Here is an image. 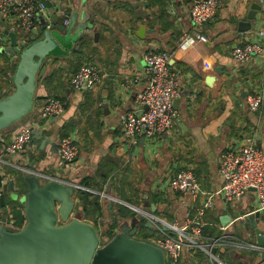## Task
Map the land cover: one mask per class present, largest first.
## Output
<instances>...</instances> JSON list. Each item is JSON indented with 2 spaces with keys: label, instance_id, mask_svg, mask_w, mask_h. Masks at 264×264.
I'll return each mask as SVG.
<instances>
[{
  "label": "crops",
  "instance_id": "crops-1",
  "mask_svg": "<svg viewBox=\"0 0 264 264\" xmlns=\"http://www.w3.org/2000/svg\"><path fill=\"white\" fill-rule=\"evenodd\" d=\"M67 1L69 7L63 8L65 12L79 13L83 10L81 0ZM46 4L49 11L43 18L50 16V21L57 16V20L63 24L66 17L60 13L62 7L53 6L52 0ZM255 4L264 8V0H221L216 19L201 28H195L191 20L190 0H88L86 12L95 19L96 31L100 33L98 41H95L93 31H86L82 48L77 47L69 56L47 65L44 78L39 79L37 84L36 109L25 120H35L39 109L50 96L65 98L69 104L65 115L45 123L33 146L28 147L38 156L40 147L45 142L44 159L37 165V170L81 185L88 180L93 186L90 188L93 192L107 193L110 190L108 194L117 201L112 202V207H109L110 202L101 203L108 206L101 221L107 219L108 222L111 219L110 224L112 220L126 217L115 206L121 205L130 209L123 205L127 204L139 208L138 204L148 200L157 207L158 212L160 206L153 201V194L158 193L165 198L172 196L168 193L166 182L163 181L160 186L155 187V174L162 165L178 169L201 168L205 175L202 177L205 181L200 183L202 190L211 193L219 189L222 183L219 157L226 149L254 137L258 147L264 152V107L259 113H251L239 105L252 92L254 86L264 87V56H257L246 66H238L231 55L233 48L249 37L250 32H239L241 22H253L251 31L264 28L263 12V20H248V14ZM140 26H145L146 29L143 40L136 36ZM7 27L12 29L15 25L7 23ZM2 32L0 27V38ZM195 32L207 37L208 42L199 43L188 50L175 49L180 36ZM4 42L6 46L9 39ZM151 47L171 53V66L180 73L182 82L177 99L180 120L169 137L157 139L159 148L155 154L154 149L147 150V141L141 143L143 148L138 153L129 148L122 138L123 130L119 120L120 114L137 108L136 99L149 83L150 76L144 56ZM94 52L103 68L104 78L90 92H75L68 77L80 65L75 62L76 57L78 54L83 55L86 58L85 63H93L90 59L93 57L89 54ZM3 56L2 59L8 60L10 66L17 61L8 54ZM216 67H221L223 73L217 74L214 71ZM53 73L56 76L50 84L46 82V78ZM209 78H213L210 83L207 82ZM89 93L90 103H100L95 104L90 113H83L79 106L86 102L85 95ZM98 107H101V117H95L92 122L84 125L86 118H93L89 116L93 115L92 112L98 113ZM71 120L80 123L71 132L78 135L80 154L76 162L68 165V170L63 172L57 169V143L64 124ZM22 125L0 133V153L4 149L5 139L10 134L12 139ZM83 129L86 134H83ZM100 167L103 168L101 173L98 171ZM107 173L125 178L126 181L120 180L119 188L127 196L141 189L139 202L129 203L123 200L110 182L111 178L104 183ZM97 185H101L102 190L94 188ZM137 198L134 197L135 200ZM166 200L168 205V199ZM161 205L163 211H166V205ZM254 206L255 195L251 193L242 202L234 205L217 200L212 212L221 217L235 219V214H245ZM170 217L174 220V213ZM83 220L94 225L91 219L83 216ZM221 227L225 226L221 224ZM229 229L232 230V226ZM184 256L185 252L183 258ZM195 264L199 262L196 261Z\"/></svg>",
  "mask_w": 264,
  "mask_h": 264
},
{
  "label": "built area",
  "instance_id": "built-area-1",
  "mask_svg": "<svg viewBox=\"0 0 264 264\" xmlns=\"http://www.w3.org/2000/svg\"><path fill=\"white\" fill-rule=\"evenodd\" d=\"M47 1L38 0H0V20L13 21L18 34L23 39L22 46L32 31L39 26V17L45 18L49 9ZM55 1V0H52ZM191 20L195 28H201L216 19L221 6V0H190ZM263 1V0H262ZM62 7L63 16L67 14L63 10L69 7L67 0L59 3ZM264 14V13H263ZM40 15V16H39ZM50 17V16H49ZM49 17L46 19L49 22ZM69 19L66 18L64 25L68 26ZM52 24H49V27ZM249 37L232 50V59L238 66H246L257 56H264V28L249 31ZM208 39L200 33H186L180 36L176 48L188 50L199 43H207ZM171 53L150 48L145 55V63L149 74V83L137 99V108L120 115L122 125V138L129 148L135 149L141 146L142 140L162 139L169 137L178 125L180 113L175 108V101L180 96V73L171 66ZM104 78L103 68L97 63L88 62L74 74L68 77L71 88L78 93L94 90ZM67 103L53 96L48 97L35 120L22 125L18 133L11 139L0 153V175H5L2 170L4 166L26 169L23 164H17L6 160L7 156L14 159L23 154L24 148L33 146L35 139L45 123L52 119L65 115ZM251 113H259L264 107V87L254 86L252 92L239 104ZM256 138L251 137L239 145L226 149L219 157V175L221 186L219 189L207 193L202 190L193 169H178L170 167L167 185L176 195L180 204V213H174V223L158 217L157 213H149L143 208L134 209L150 222L153 229L158 232L154 242L145 241L163 250L167 264H182L183 254L187 251L199 250L206 256L205 264H225L222 255L226 251L252 252L258 257L257 263H264V246L258 243V235L254 230V243H248L229 228L235 219L225 227H221L223 234L212 238L203 234L204 217L208 211H213L216 201L234 205L242 202L249 194L255 195V206L245 214H239L238 220L250 227L249 215L260 214L256 219L257 228L260 232L264 229L259 227L264 222V152L258 147ZM58 162L57 169L63 171L68 165L76 162L80 154L79 138L77 134H70L59 138L57 143ZM46 181L55 180L62 184L74 187L75 191L94 193L99 196L101 203L115 202L116 198L106 193L93 192L86 186L76 182L58 179L51 174L38 173ZM255 190V191H252ZM200 200V203H199ZM199 203V204H198ZM181 222L182 227L178 224ZM152 229V230H153ZM151 231V230H150ZM149 231V232H150ZM217 253L214 254L213 251ZM223 252V253H221ZM235 264H248L242 259L234 260Z\"/></svg>",
  "mask_w": 264,
  "mask_h": 264
},
{
  "label": "water",
  "instance_id": "water-1",
  "mask_svg": "<svg viewBox=\"0 0 264 264\" xmlns=\"http://www.w3.org/2000/svg\"><path fill=\"white\" fill-rule=\"evenodd\" d=\"M87 1L81 0V12L65 15L70 21L68 26L61 24L57 16L49 22L40 16L39 26L32 31L31 36L24 38L26 40L22 46L20 41L23 39L17 29H6L7 23L0 20L3 29L0 54H8L17 60L12 78L14 91L0 101V133L34 111L37 84L39 79L44 78L47 65L55 64L77 47H82L86 31H93L95 41H98L100 33L96 31L95 19L86 12ZM259 12L264 13V8L253 5L248 20L256 22ZM50 23L52 25L49 27ZM253 26V22H241L239 32L247 33ZM145 33V26H140L136 36L143 40ZM3 37L9 39L6 46ZM214 71L223 73L221 67H216ZM211 80L213 78L207 82ZM177 104L178 100L175 101V108ZM44 145L45 142L38 156L27 147L24 148L23 153L27 157L25 163L28 162L24 165L30 171L12 168L15 175H0V207L6 208L8 196L9 200L19 203L26 218L24 228L15 231L1 222L0 213V264H167L162 249L135 238L140 223H146L145 229L149 231L153 226L134 209L137 214L135 219L121 217L117 221L116 235L102 246L103 235L81 218L80 211H76L78 203L74 187L55 180L42 182L45 179L38 173L43 172L37 170V165L44 159ZM112 205L110 202L109 207ZM143 210L157 213L155 205L146 206ZM258 218L259 213L249 215V224L255 234H260L258 243L264 246L263 232L257 228ZM261 219L264 220V215ZM229 222V216L221 217L223 226Z\"/></svg>",
  "mask_w": 264,
  "mask_h": 264
},
{
  "label": "trees",
  "instance_id": "trees-1",
  "mask_svg": "<svg viewBox=\"0 0 264 264\" xmlns=\"http://www.w3.org/2000/svg\"><path fill=\"white\" fill-rule=\"evenodd\" d=\"M38 1H42V0H38ZM151 2H154V0H151ZM2 45L3 44L0 42V47ZM1 55L2 54H0V101L13 93L14 84H13L12 78L14 76V73H15L16 67H17V62L15 64H13L12 66H10L8 60H6V61L3 60V63H5V65L3 66L2 58H4V56L3 55L1 56ZM89 55H91L93 57L90 59H91V61H93L95 63V61H97V59H98L96 52L90 53ZM85 61H86V58L83 55L78 54L75 62L79 63L80 67L79 66H78L79 68L76 67V69H75L76 71H74L73 73L71 72V73L72 74L76 73L82 67L81 66L82 63H85ZM55 76H56V74L53 73L49 78H46V82L51 84V82ZM85 96H86V99H85L86 102L82 103L79 106V110L83 113L88 112L89 108L92 109L95 106V104L100 103V101L96 102L95 104H92V102L90 103L89 102V100H90L89 98L91 96L90 93L85 95ZM53 97L66 102L65 98H60L57 96H53ZM66 108H67V110L69 109L68 103L66 105ZM97 110H98V113L95 116H96V118H100L101 117V107H98ZM92 120H93V118L88 117V118H86L85 124L84 123L83 124L86 125V124L92 122ZM79 126H80V123H76V121H74V120H71L68 123H65L62 130H61L60 138H63V137L70 135L71 132H73L74 129H77ZM99 128H100V126H99ZM86 133L87 132L84 131V129H83V134H86ZM11 137L12 136L10 134L5 139V142H4L5 146H7L10 143ZM193 171H194L198 181L200 183H203L205 180H202V177L204 178L205 175L203 174L202 169L199 168L196 170L194 168ZM110 178H111L110 182L113 183V187H115V189L119 191V196L123 200H125L129 203H138L139 202V200L141 199L139 197V193H140L141 189L140 190L138 189L137 193L132 192L130 196H127L126 192L119 188L120 180L126 181L125 178L121 179L118 177V174L107 173L105 175V178H104V183H107V181H109ZM83 183H84L83 185L88 188V185L90 184V183H88V180H85ZM80 194H81L80 201L82 202V205H83V207L81 209V213H83V216L86 217L87 219H91L96 225H98L99 223L102 224L101 220L104 218L103 216H104L105 211L108 210V206L107 207L103 206L101 204V201L98 198V196H95V195L90 194L88 192H81ZM136 196L138 198L135 200L134 197H136ZM152 197H153V201H156L159 204L166 205V207L168 206L166 198L163 197L161 194L155 193V194H153ZM119 211L121 214H123L121 209ZM10 215L12 216L11 219H13L15 221V226L18 227V229L20 230L25 224V215L23 213V209L20 206H15L14 211L12 213H10ZM220 217H221V215H216L212 211H208L206 213L204 220H203L205 223V225L203 227V234L205 236L216 238V237H219L223 234V231L220 228V225H221ZM116 232H117V220L114 221L113 223L109 224V226L106 228V230L104 231V238H107L110 241L114 238V236L116 235ZM148 232H149V230H148ZM101 245L103 246L105 244L103 242H101ZM192 252L194 253V261L195 262L198 261L199 264H203L206 262L202 252H200L199 250H197V251L192 250Z\"/></svg>",
  "mask_w": 264,
  "mask_h": 264
},
{
  "label": "rangeland",
  "instance_id": "rangeland-1",
  "mask_svg": "<svg viewBox=\"0 0 264 264\" xmlns=\"http://www.w3.org/2000/svg\"><path fill=\"white\" fill-rule=\"evenodd\" d=\"M61 1L62 0H55V1H52V5L53 6H57L59 3H61ZM1 19V18H0ZM259 20H263L262 19V12H259V17L257 18V20L256 21H259ZM9 25L10 24H14V22L13 21H9V22H7ZM8 27H6V29H7ZM4 38V40H8L7 39V37H3ZM153 47V46H152ZM151 47V48H152ZM82 48V47H81ZM150 49V48H149ZM147 53V52H146ZM169 53V52H168ZM146 55V54H145ZM144 58H145V56H144ZM3 60L4 59H2V64H3V66L5 65V63H3ZM17 62V61H16ZM88 63V62H87ZM95 63H97L98 65H100V63L98 62V61H95ZM36 104V103H35ZM36 107L38 108L39 106L38 105H36ZM36 109V108H35ZM41 109V108H40ZM39 109V110H40ZM90 110H91V108H89V111H88V113H90ZM39 113V112H38ZM92 114L93 115H89V116H92L93 117V119H95V115L97 114V112H92ZM121 115V114H120ZM120 115H119V120H120ZM28 117V116H27ZM26 117V118H27ZM26 118L25 119H23L22 121H20L19 123H17L16 125H14V127H12V130L13 129H15V128H17L18 126H20V125H22V124H24L26 121ZM9 130H11L10 128L9 129H7L6 131H9ZM5 131H3V133H4ZM146 147L148 148L147 150H153L154 149V151H153V153L155 154L156 153V151L158 150V148H159V146L157 145V139H155V140H148L147 141V143H146ZM143 148V146H139V147H137V148H135L134 150H135V152L136 153H138V152H140V150ZM151 156V155H150ZM21 157H23V159H21ZM25 159H26V156L24 155V154H21V155H18V156H16L14 159H12L10 156H7L6 157V160H8V161H10V162H15V163H17V164H24L25 163ZM151 161V160H150ZM68 167V166H67ZM67 167L63 170V172L65 171V170H68L67 169ZM170 167L171 166H169V165H167V166H161L160 168H159V171H156V177H155V181L154 182H156V184H155V187H157V186H160L161 184H162V182L164 181V182H166V184L165 185H167V180L169 179V171H170ZM2 170H5L6 172H12L13 171V169L12 168H9V167H3L2 168ZM103 170V168L102 167H100L99 169H98V171H99V173H101V172H103L102 171ZM13 172H15V171H13ZM154 173V172H153ZM42 182L43 183H47V181L46 180H42ZM98 186V185H97ZM94 186V188H96L97 190H102V186L100 185V186ZM93 188V186L91 185V184H89L88 185V188ZM89 188V189H90ZM91 190V189H90ZM81 192H79V191H75V200L77 201V203H78V205H77V207H76V211H77V213H80L79 211L82 209V207H83V205H82V202L80 201V197H81V194H80ZM169 194H172V196H169L168 198H166V199H168V206H167V210H166V208H164L166 211H163V209L161 208V204H159L158 206H160V208H159V210H158V212H157V215H158V217H160V218H163V219H165V220H167L168 222H170V223H174V220H172V218L170 217V215H172L173 213H180V212H178V210L180 209V204H179V202H178V199H177V197H176V195L175 194H173L172 193V191L169 189V192H168ZM90 194H93V195H95V196H97L96 194H94V193H90ZM98 198H99V196H98ZM100 199V198H99ZM157 203V202H156ZM152 204V202L151 201H148V200H146V201H143V202H141L140 204H138L139 205V208H144V207H146V206H150ZM158 204V203H157ZM116 208H117V210H120L121 209V211H122V215H126V217H128L127 219H135V217L137 216V214L134 212V211H132V209L130 208V209H125V208H123V206H121V205H119V206H115ZM164 207V206H163ZM241 213V212H240ZM112 214V213H111ZM80 216H81V218H83V216H82V214L80 213ZM234 217H235V220L233 221V223H232V228H233V230L235 231V233L238 235V236H241L242 237V239L243 240H245L246 242H248V243H254L255 242V240H254V235H253V231L250 229V227L249 226H247V225H244V224H242L239 220H238V215H234ZM120 219V218H119ZM119 219L117 220V221H119ZM106 220L107 219H105L103 222H102V224L101 223H99L98 225H96L95 223H94V225H92V224H90L89 222H86L87 224H89V225H91V226H93L95 229H97V231H98V233L99 234H101V235H103V236H101V242H103L104 244H106V243H108L109 242V240L107 239V238H104V231L106 230V228L109 226V222H111V219H108V222H106ZM114 221H116V220H112V223L114 222ZM178 226L181 228L182 227V225H181V222L178 224ZM259 227L261 228V229H264V222H260L259 223ZM145 237H147V239L149 238V242H154L155 241V239H157V237H158V232H157V230L156 229H153V230H151ZM144 238V237H143ZM145 240V239H144ZM185 253H186V256H184L185 258H183V260H182V264H195V262H194V253L192 252V251H185ZM221 253H223V252H221ZM204 255V254H203ZM204 259L206 260V256L204 255ZM222 259H223V262L225 263V264H235V259L236 260H238V259H242V260H244V261H246L248 264H255V263H257V260H258V257L257 256H255L252 252H238V251H232V252H224V254L222 255Z\"/></svg>",
  "mask_w": 264,
  "mask_h": 264
},
{
  "label": "flooded vegetation",
  "instance_id": "flooded-vegetation-1",
  "mask_svg": "<svg viewBox=\"0 0 264 264\" xmlns=\"http://www.w3.org/2000/svg\"><path fill=\"white\" fill-rule=\"evenodd\" d=\"M60 22V21H59ZM61 23V22H60ZM62 24V23H61ZM14 171V170H13ZM6 172V174L4 176H13L15 175L16 172ZM16 178V177H15ZM10 180V178L8 179ZM6 208H1L0 207V213H1V222L6 226V227H12L15 231H20L24 228V226L26 225V218H25V224L24 226L19 230L18 227L15 226V221L12 218V216L10 215V213H12L14 211V207L15 206H20L18 202H13L11 200H9V197L6 196ZM21 207V206H20ZM22 208V207H21ZM125 218V217H124ZM145 225L146 223H140L139 227H138V231L137 234L135 235V238L141 241H145L147 239V237H145L149 232L148 230L145 229ZM60 226V225H59ZM144 237V238H143ZM145 239V240H144Z\"/></svg>",
  "mask_w": 264,
  "mask_h": 264
}]
</instances>
